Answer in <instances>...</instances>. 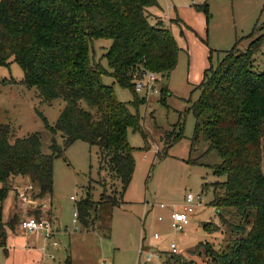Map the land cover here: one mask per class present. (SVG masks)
<instances>
[{
    "label": "trees",
    "instance_id": "trees-1",
    "mask_svg": "<svg viewBox=\"0 0 264 264\" xmlns=\"http://www.w3.org/2000/svg\"><path fill=\"white\" fill-rule=\"evenodd\" d=\"M155 4L156 0H0V66L15 62L23 73L20 83L36 90L40 104L57 99L64 103L53 126L40 114L50 133L49 154L42 152L39 133L14 138L11 127L0 124V205L13 177L28 178L39 198L50 195L53 162L76 141L96 146L99 171L106 173L112 187L117 182L121 191L126 190L135 165L127 133L141 132L137 110L142 102L135 82L144 72L168 78L181 52L162 22L150 23L147 9ZM195 10L208 15L206 3ZM99 39L111 41L102 56L109 71L91 55L93 41ZM263 42L264 33L241 51L235 40L216 67L205 71L197 87L200 96L189 108L195 120L192 145L203 141L206 153H215L219 160L209 166L213 175L226 177L209 186L211 206L228 235L217 251L204 243L205 264H264V70L254 66ZM105 76L129 90V104L117 100L113 87L103 83ZM160 94L161 102L170 95L166 85ZM174 129L163 138L165 152L183 138L182 124ZM102 203L116 206L119 201L102 195L100 202L86 196L78 203L77 220L83 228L93 227L90 211ZM219 227L202 224L209 234ZM3 238L0 222V246ZM163 264L195 262L170 254Z\"/></svg>",
    "mask_w": 264,
    "mask_h": 264
},
{
    "label": "rangeland",
    "instance_id": "rangeland-1",
    "mask_svg": "<svg viewBox=\"0 0 264 264\" xmlns=\"http://www.w3.org/2000/svg\"><path fill=\"white\" fill-rule=\"evenodd\" d=\"M204 3L208 6L207 17L195 10V6ZM169 4L175 9H168ZM147 10L150 23L162 22L181 52L170 76L157 77V94L137 93L142 102L137 110L141 132L128 130L127 133L128 143L135 149L132 179L124 192L117 182L112 187L106 173L99 171L97 147L81 141L71 144L62 157L54 160L52 191L42 201L50 207L51 215L35 210L32 216H27L48 221L52 216L58 231L55 238L47 242L46 258L37 264H66L67 257L71 264H163L170 255L171 244L176 246V256L205 264L204 243L217 251L228 235L226 227L218 222L216 209L211 206L213 193L209 186L215 181H225L226 177L213 175L209 166L219 160L215 153H206L203 141L192 145L195 120L189 108L200 96L197 87L205 71L216 67L223 52L230 50L235 40H238V48L244 51L253 38L264 33V0H156ZM254 29L256 32L249 37ZM110 44L107 39L94 40L91 50L93 59L107 71L102 56ZM254 66L259 71L264 70V42L254 56ZM22 77L15 62L0 66V124L9 125L14 138L39 133L42 152L49 154L50 133L40 114L53 126L64 103L57 99L40 104L36 90L20 83ZM102 81L113 87L118 101L131 102L129 90L119 87L109 76ZM165 85L170 95L161 102L160 91ZM82 106L86 108L85 103ZM177 123L182 124L183 138L165 152L163 138ZM55 139L61 144L59 135ZM262 170L264 173V161ZM24 182L28 183L24 180L16 184L10 180L9 189L17 185L23 187ZM203 183L208 187L204 188ZM27 188L26 191L22 188L23 194L17 189L8 191L5 206L2 205V221L9 220L8 210L14 208L13 192L18 194L17 199L19 196L28 201L34 198L31 187ZM189 192H202V206L195 210L186 229L176 233L169 226V214L174 207L175 211H182L183 198ZM102 195L119 204L102 203L90 211L93 227L89 229L83 228L79 221L72 222L78 203L86 196L95 203L100 202ZM222 214L226 220L235 222L231 214ZM208 222H214L220 229L214 234L203 231L202 224ZM52 242H56V246H52ZM199 243L202 245L197 247ZM32 244L42 247L43 240L40 237L38 243L32 241ZM150 254L153 258L147 263L145 258ZM32 260L30 254H20L13 248L8 256L0 249V264H29Z\"/></svg>",
    "mask_w": 264,
    "mask_h": 264
},
{
    "label": "crops",
    "instance_id": "crops-1",
    "mask_svg": "<svg viewBox=\"0 0 264 264\" xmlns=\"http://www.w3.org/2000/svg\"><path fill=\"white\" fill-rule=\"evenodd\" d=\"M175 9V7L171 4L168 5V9ZM59 140L61 142V138L59 137ZM11 180L17 184V183H21L24 180L27 181L28 183L26 184L24 182L23 187L20 186H14L13 188H10V190L14 191L15 189L19 190L18 193L20 192V194L24 193V191H22V188H25L24 190L26 191V189H28L27 187H31V194L34 196L33 199H31V201L25 200V197L20 198V196L17 199L18 194H16V192H13L14 194V199H15V204L12 205V207L14 206V208L11 210V206H8L10 209L8 210V214H9V220L8 221H2L1 219V210H2V205H4V202L7 199H4V201L2 202V204L0 205V222L4 231V238H3V245L0 246V249L3 250V252L6 254V256L9 255V251L13 248L15 250H18V252L20 254H30L33 257V260L29 263V264H37L38 262H42L45 258H46V249L48 246L49 240H51V238H55V235L57 234V230H56V223L53 220V217L50 216V221L52 223V234L50 236V238H46L44 236V234L42 233H36V234H29L26 233L24 231H22L19 227V221H21L23 218L27 217V216H32V214H34L35 210L37 211H41V214L44 213V215L48 212L49 214L47 215H51V210L50 207L46 206L42 201L43 198L45 196L41 198H39L37 196V189L34 188V185H32L30 183V180L26 177H13L11 178ZM19 188V189H18ZM41 200V202L38 204V200ZM184 199V198H183ZM5 206V205H4ZM38 206H42V208H35ZM39 209V210H38ZM78 222V220H77ZM43 240V245L42 247H38V246H34L32 244V241H34V243H38L39 239ZM28 239H30V244L28 243ZM52 246H56V242H52ZM51 259V257H50ZM67 260L70 259L69 257L66 258L65 263L67 264Z\"/></svg>",
    "mask_w": 264,
    "mask_h": 264
},
{
    "label": "built area",
    "instance_id": "built-area-1",
    "mask_svg": "<svg viewBox=\"0 0 264 264\" xmlns=\"http://www.w3.org/2000/svg\"><path fill=\"white\" fill-rule=\"evenodd\" d=\"M193 1V0H192ZM157 75L152 72H144L139 80L135 82L134 89L137 93H147V94H157L158 89L157 85ZM73 200V198H70ZM202 206V194H193L187 193L183 199L182 211H175V208H172L169 214V226L176 233H182L190 223L191 217L195 214L197 208ZM160 208L164 209V205H160ZM161 218H158L160 221ZM74 224L77 223V212L73 214ZM19 227L22 231L29 234L42 233L46 238H50L52 234V223L44 218H39L36 220L31 217H25L19 222ZM75 230L77 228L75 227ZM157 239V235L154 236ZM170 254L176 255L177 250L176 246L171 244ZM139 254H142V251H139ZM153 258V254L146 256L145 262L150 263Z\"/></svg>",
    "mask_w": 264,
    "mask_h": 264
}]
</instances>
